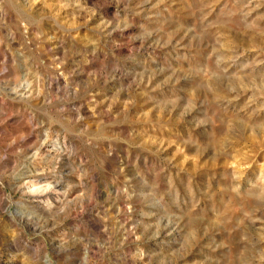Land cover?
<instances>
[{"label": "rangeland", "instance_id": "1", "mask_svg": "<svg viewBox=\"0 0 264 264\" xmlns=\"http://www.w3.org/2000/svg\"><path fill=\"white\" fill-rule=\"evenodd\" d=\"M0 264H264V0H0Z\"/></svg>", "mask_w": 264, "mask_h": 264}, {"label": "bare ground", "instance_id": "2", "mask_svg": "<svg viewBox=\"0 0 264 264\" xmlns=\"http://www.w3.org/2000/svg\"><path fill=\"white\" fill-rule=\"evenodd\" d=\"M28 92V91H26ZM26 94V93H25ZM30 181V180H29ZM27 181L26 183V186H27V190L28 192H30L33 196H36V198H42L44 197L46 194H48V192L50 191L49 188H45V187H39V184L38 186H36L34 183L32 182H29ZM26 188V187H25ZM48 196V195H47Z\"/></svg>", "mask_w": 264, "mask_h": 264}]
</instances>
